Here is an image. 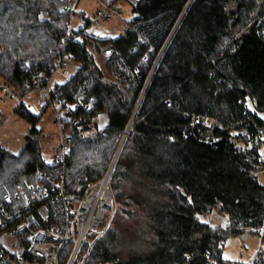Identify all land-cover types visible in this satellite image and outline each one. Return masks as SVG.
<instances>
[{"label": "trees", "instance_id": "1", "mask_svg": "<svg viewBox=\"0 0 264 264\" xmlns=\"http://www.w3.org/2000/svg\"><path fill=\"white\" fill-rule=\"evenodd\" d=\"M189 2L136 0L122 34L80 29L66 39V0H0V78L23 95L63 53L80 64L57 84L58 100L68 107L83 99L91 103L87 115L106 117L96 139L72 138L58 171L36 126L45 109L18 107L31 126L19 152L0 144V204L39 171L42 182L63 174L68 189L82 193L110 167L142 97L112 186L122 212L144 223L148 248L124 254L110 226L91 262L223 264L230 234L257 231L264 241V0H192L162 53ZM105 46L112 52L100 64L94 51ZM54 194L49 188L43 200ZM214 212L229 230L201 218Z\"/></svg>", "mask_w": 264, "mask_h": 264}, {"label": "built area", "instance_id": "2", "mask_svg": "<svg viewBox=\"0 0 264 264\" xmlns=\"http://www.w3.org/2000/svg\"><path fill=\"white\" fill-rule=\"evenodd\" d=\"M70 12L69 35L75 34L73 16L79 0H66ZM97 9L92 18L94 22H107L120 17L125 10V0H94ZM129 21L125 23V29ZM65 47V45H64ZM63 47V50H64ZM107 46L96 48L98 58L111 54ZM70 63L67 55L59 56L52 69L42 70L33 80L27 82L29 89L23 95L10 86L4 78H0V111L2 106L13 99L14 111L26 105L29 109L33 101L49 107L54 113V123L60 130L59 142L48 145L50 161L58 171L67 165L71 148V140H93L98 137L103 126L101 114L87 115L91 103L83 99L64 107L54 94L57 86L55 76L60 73L68 76ZM84 109V112H80ZM86 112V113H85ZM3 120H0V128ZM28 186H21L15 192H8L5 202L0 204V263L2 264H116L112 260L90 261V253L94 243L111 226L116 213V200L110 185V173L90 182L82 193L68 189L64 175L50 178L42 182L43 171ZM55 192L50 200H43L49 193ZM56 195V196H55ZM20 216L19 220H16ZM54 217V219H53ZM213 224V223H211ZM222 230H229L227 220L213 224ZM262 241V240H261ZM222 245L225 244L222 242ZM242 250L247 247L243 244ZM223 264H264V241L251 262L242 260H223ZM217 264L216 261L213 262Z\"/></svg>", "mask_w": 264, "mask_h": 264}, {"label": "rangeland", "instance_id": "3", "mask_svg": "<svg viewBox=\"0 0 264 264\" xmlns=\"http://www.w3.org/2000/svg\"><path fill=\"white\" fill-rule=\"evenodd\" d=\"M135 2L136 0L123 1L125 10L120 15V17L112 18L107 22H94L92 21V18L94 17V14L97 9V4L95 3V1L79 0L76 12L73 16L74 29L76 31L82 29L85 35L93 37H116L125 31V23H127V21L134 17L135 13L132 10V5ZM81 12H84L86 16L90 19L89 23L86 24L82 20ZM80 36H82V34H80ZM99 63L102 64L100 58ZM79 64L80 62L78 60H71L68 65V69L70 71L69 75L63 76L62 74L58 73L55 76V82L62 84L66 79L73 75V73L79 67ZM31 100L32 104L30 109L36 114H40L43 110V106L36 104L33 101L32 97ZM14 102L15 101L13 99H9L8 103H6L5 106L1 107L3 109V124L0 128V144L8 147L14 152H19L26 144V135L29 132L31 123L18 111H14ZM44 109L45 110L41 113L40 118L36 122V126L41 130V139L44 146L45 154L47 156L49 155V151L47 148L48 145H56L59 142L60 130L58 126L54 123L53 110L49 107H44ZM100 117L102 122L105 123V115L102 113ZM114 167L115 165L113 159L110 167L105 172V174L110 173L111 186ZM260 176L263 180V170L260 171ZM112 190L115 196L117 208L111 227H114L120 233V251H122L124 254H127L129 250H140L148 248V245H146V243L141 239V232L144 230V223L140 219L130 218L124 212H122L120 207V200L117 199L113 186ZM201 218L213 224H217L225 220V216L217 212H214L209 217L201 216ZM261 242V235L257 231L248 230L240 234H230L227 237L225 246L223 248V257L229 260L243 259L245 262H251L258 252ZM243 244L247 247L246 251L242 250Z\"/></svg>", "mask_w": 264, "mask_h": 264}, {"label": "water", "instance_id": "4", "mask_svg": "<svg viewBox=\"0 0 264 264\" xmlns=\"http://www.w3.org/2000/svg\"><path fill=\"white\" fill-rule=\"evenodd\" d=\"M191 1H192V0H190L189 4H188L187 7L185 8V10H184V12H183L181 18L179 19L178 23L176 24V26H175V28H174V30H173V32H172V34H171V36H170L168 42L166 43L164 49L162 50V53H163L164 50L166 49V47H167V45H168L170 39L172 38L174 32L176 31L177 27L179 26L181 20L183 19V17H184V15H185V13H186V11H187V9H188V7H189ZM162 53H161V54H162ZM159 59H160V58H159ZM159 59H158V61H159ZM145 92H146V89L144 90L143 95L145 94ZM143 95H142V96H143ZM141 101H142V97H141V99H140V101H139V104H138L136 110H135L134 116H133V118H132L130 124L128 125V127H127V129H126V131H125V134H124V136H123V138H122V142L120 143V146H119L118 151H117V153H116V155H115V158H114V165H115L116 160H117V158H118V156H119V153H120V151H121V149H122V147H123V145H124V142H125V140H126V138H127V136H128L129 130L131 129L132 122H133V120H134V117H135V115H136V112H137V110H138V108H139V105H140V102H141Z\"/></svg>", "mask_w": 264, "mask_h": 264}, {"label": "snow or ice", "instance_id": "5", "mask_svg": "<svg viewBox=\"0 0 264 264\" xmlns=\"http://www.w3.org/2000/svg\"><path fill=\"white\" fill-rule=\"evenodd\" d=\"M49 163H51V162L49 161Z\"/></svg>", "mask_w": 264, "mask_h": 264}]
</instances>
